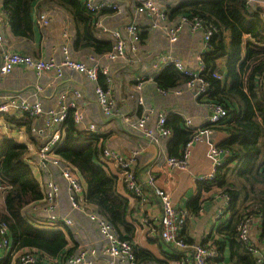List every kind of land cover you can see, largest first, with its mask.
<instances>
[{
  "label": "built area",
  "instance_id": "1",
  "mask_svg": "<svg viewBox=\"0 0 264 264\" xmlns=\"http://www.w3.org/2000/svg\"><path fill=\"white\" fill-rule=\"evenodd\" d=\"M47 1L50 0H37L34 10ZM187 1L190 0H84L85 6L96 18L93 25L96 37L110 42L112 50L102 57L87 55L82 59L74 58L75 29L71 19H68L62 29L60 59L54 56L43 59L13 50L5 33L7 18L4 14L0 15V79H6L16 69H21L30 74L32 80V96L21 92L0 96V141L3 134H8L10 130V125L5 121L6 117H27L34 121L31 132L37 149L30 162L40 176L45 200L37 203L31 210L35 214L39 213L40 224L30 218L28 223L38 228L62 225L74 229L76 222L73 214L76 213L99 236L97 247L78 245V249L66 258L64 264H97L100 257L105 258L107 264H145L136 256V244L122 240L106 218L85 205L84 184L74 175L72 168L56 156L62 145L65 123L71 111L74 112L73 120L78 128L101 138L99 162L118 179V188L123 196L128 201L139 204L142 213L152 198L159 202V217H144L140 222L150 237H159L169 248V253L166 252L158 264H221L217 262L220 258L219 248L213 243L216 235L205 244L188 243L183 231L189 212L184 206H177L173 196L157 185L156 176L152 172L148 173L143 182L137 174L138 158L147 147L158 149L167 169L181 173L191 172L194 150L198 146L204 147L207 167L198 177L197 184L213 181L218 168L229 157L227 152L218 148L225 135L216 131V127L226 122L229 114L223 105L208 100L210 84L202 76L205 71L204 55L211 51L212 39L219 31L213 24L198 17L180 16L175 20L169 19V7ZM244 6L249 15H257L264 22V0H244ZM104 10H112L115 14L108 18L102 14ZM55 13L56 10L47 7L39 12L34 20L40 31L44 32L51 27ZM145 33L159 35L168 45L167 49L154 54L149 61L145 60L148 53L142 40ZM185 33L199 41L194 61L189 63L173 49ZM118 63L133 70L139 69L138 72L130 74L129 78L132 83L130 97L136 101L139 109L135 116L124 114L119 105V87L114 74V67ZM168 68L181 72L189 81L184 87L173 91L157 89L158 95L161 98L181 97L185 92H190L208 113L207 121L203 125H197L191 117L182 116L185 120L184 130L194 133V136L181 158L170 157L167 153V144L172 136L171 130L166 126L168 113L149 105L144 97L146 83L153 82L157 75ZM69 73L81 75L93 86L97 105L105 119L120 120L140 139V143L129 155L124 156L108 146L101 127L87 122L82 105L85 101L84 92L71 83L72 80L68 79ZM45 81L51 82L50 85L55 82L66 83L55 105L51 107L40 98L45 91ZM64 197L71 214H65L61 210ZM222 198L228 209L229 194H224ZM226 211H220L214 234L227 221ZM255 222L260 225L262 218H246L242 222L238 228V240L256 259V264H264V240L252 236ZM11 258L14 264H62L60 258L53 259L27 250L17 252L13 247L9 228L1 225L0 264H5Z\"/></svg>",
  "mask_w": 264,
  "mask_h": 264
},
{
  "label": "trees",
  "instance_id": "2",
  "mask_svg": "<svg viewBox=\"0 0 264 264\" xmlns=\"http://www.w3.org/2000/svg\"><path fill=\"white\" fill-rule=\"evenodd\" d=\"M36 4L37 0H2L12 35L35 39ZM40 6L60 11L73 22L74 58L102 57L112 50L110 42L96 37L93 26L96 18L84 0H50ZM102 14L109 18L115 13L104 10ZM168 15L171 20L180 16L198 17L218 29L211 51L204 55L202 76L210 84L208 100L223 105L229 114L226 122L216 127V131L225 135L218 148L229 157L218 168L213 181L197 184L196 196L188 203V209L194 216L198 215L214 189L221 195L229 194L228 219L216 230L213 241L220 251L217 262L256 264V259L238 240V228L246 218L261 217L258 238L264 240V22L257 15L247 13L244 0H190L170 6ZM147 36L143 34V44ZM221 59H226V71L218 64ZM188 81L184 74L170 68L153 79L156 90L164 91L182 88ZM73 113H69L65 123L64 139L56 156L84 184L85 205L106 218L122 240L135 244L137 223L130 221L129 201L120 194L118 179L99 162L101 138L78 128ZM5 121L10 125L9 133L17 131L20 137L26 136L24 143L16 138H5L0 143V192L4 199L0 226L9 228L17 252L41 253L45 257L60 258L64 264L78 249V245L71 243L73 231L62 225L38 228L28 223L33 218L30 214L33 207L45 200L38 173L30 162L37 149L31 132L34 121L27 117H6ZM184 121L182 116L168 114L166 126L172 133L167 144L170 157H183L194 136L184 130ZM186 240L193 243L190 238ZM135 253L142 263H159L155 256L137 245Z\"/></svg>",
  "mask_w": 264,
  "mask_h": 264
},
{
  "label": "crops",
  "instance_id": "3",
  "mask_svg": "<svg viewBox=\"0 0 264 264\" xmlns=\"http://www.w3.org/2000/svg\"><path fill=\"white\" fill-rule=\"evenodd\" d=\"M42 6V5H41ZM38 7L34 10V19L38 16L39 12L43 11L46 7ZM2 0H0V15H3ZM69 18L62 13L56 11L52 25L44 32L35 25V39L25 40L12 35L9 25L5 26L6 38L13 50L22 53L29 54L36 58L47 59L52 56L60 59V46L62 44V29L64 24L68 23ZM146 61L151 59L154 54L159 53L163 49H167L168 45L165 41L156 34L147 36L145 41ZM199 47V41L191 35L185 33L180 39V42L173 47L175 53L184 59L185 61H194V55ZM149 61V60H148ZM226 59H221L218 64L222 71H226L225 63ZM139 69L129 68L121 63L115 65L114 74L118 80L119 86V105L124 114L135 116L139 112L136 101L130 97V91L132 89V83H130V74L138 72ZM122 73L125 74L124 79H118ZM68 79L72 80L71 83L79 86L84 92L85 101L82 103L88 123H94L101 127L104 132L105 143L118 151L120 154L126 156L140 143V139L133 133H131L120 120L113 119L107 120L102 116V113L97 105L96 97L94 95L93 86L88 83L81 75L76 73H69ZM51 82H44V94L40 96L51 107L56 103V99L65 88L66 83L55 82L50 85ZM31 75L21 69H16L12 75L6 79H0V96L12 92H21L24 95L32 96L33 88ZM121 89V91H120ZM144 97L146 102L156 108L159 111H166L169 115L176 114L179 116L191 117L194 119L197 125H203L206 123L208 113L202 104L195 101L193 94L185 92L181 97L170 96L168 98H161L156 90L153 82H147L145 85ZM137 111V112H136ZM25 136L20 137L17 131L8 132L3 134L2 141L6 139H22L24 143ZM193 164L190 173H181L169 170L165 167L164 161L160 158L158 149L154 147H147L146 150L141 152L138 158L137 174L140 180L143 182L146 180L149 172H152L156 176L157 185L166 191H168L174 198L175 204L179 207L184 206L189 212V217L186 223L187 229L184 227V236L187 237L193 243H205L209 239H214V227L218 222V215L221 210H227L225 201L222 198L219 190L214 189L207 197L202 210L198 215L191 213L188 209V203L194 199L197 191V179L206 170L207 162L205 158L204 147H196L193 152ZM39 180L40 176L38 175ZM121 195H123L119 189ZM132 214L130 221L137 223V237L135 244L138 247L143 248L161 263L166 252L169 253V248L164 245L162 240L157 237L153 238L144 231L140 222L144 217L154 219L159 217L161 208L159 202L152 198L150 203L144 207V213L140 212L139 204L129 201ZM4 205V199H3ZM61 210L65 214H71L66 197L61 201ZM227 212V211H226ZM35 223L40 224V215L31 212ZM73 218L76 222V228L71 229L73 232V243L76 245H88L90 247H97L99 242V236L86 220L76 213L73 214ZM260 229L257 222L254 223L252 229V236L257 239ZM159 241V243H158ZM11 261V263H10ZM7 262V261H6ZM8 264H14L12 259H9ZM6 264V263H5ZM97 264H107L105 258L100 257Z\"/></svg>",
  "mask_w": 264,
  "mask_h": 264
},
{
  "label": "rangeland",
  "instance_id": "4",
  "mask_svg": "<svg viewBox=\"0 0 264 264\" xmlns=\"http://www.w3.org/2000/svg\"><path fill=\"white\" fill-rule=\"evenodd\" d=\"M148 60H150V59H147V61ZM124 76H125V74L124 73H122V75H121V77L120 78H118V79H124ZM116 81H117V84H118V80H117V78H116ZM118 86H119V84H118ZM120 88H121V86H119ZM120 91H121V89H120ZM3 141H0V143H2ZM3 208V197H2V193L0 192V210Z\"/></svg>",
  "mask_w": 264,
  "mask_h": 264
}]
</instances>
